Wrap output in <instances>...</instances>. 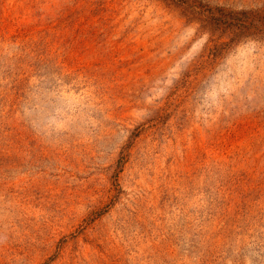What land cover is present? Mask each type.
<instances>
[{"label":"rangeland","instance_id":"1","mask_svg":"<svg viewBox=\"0 0 264 264\" xmlns=\"http://www.w3.org/2000/svg\"><path fill=\"white\" fill-rule=\"evenodd\" d=\"M0 264H264V0H0Z\"/></svg>","mask_w":264,"mask_h":264}]
</instances>
